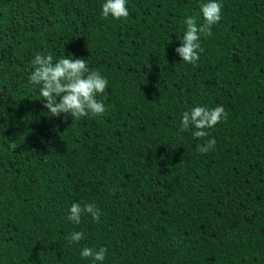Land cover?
Instances as JSON below:
<instances>
[{
	"label": "trees",
	"instance_id": "1",
	"mask_svg": "<svg viewBox=\"0 0 264 264\" xmlns=\"http://www.w3.org/2000/svg\"><path fill=\"white\" fill-rule=\"evenodd\" d=\"M104 2L0 0V264H93L84 247L103 264H264V0H219L195 67L175 49L206 0H127L126 20ZM37 53L100 71L105 113L52 116L28 84ZM217 105L201 154L182 114ZM73 203L100 222L67 220Z\"/></svg>",
	"mask_w": 264,
	"mask_h": 264
},
{
	"label": "clouds",
	"instance_id": "2",
	"mask_svg": "<svg viewBox=\"0 0 264 264\" xmlns=\"http://www.w3.org/2000/svg\"><path fill=\"white\" fill-rule=\"evenodd\" d=\"M127 0H105L102 4V17L109 16L114 19L126 20L129 17ZM202 15L203 23H198V16ZM223 17V4L219 0H206L200 4V12L186 17L182 43L175 49L182 61L197 66L200 54L203 52L201 36H211L212 28ZM31 71L28 75V84L38 88L41 99L45 102L44 108L59 117L71 116L79 120L83 117L101 116L107 110L106 105L97 97L104 94L108 88V79L98 70L88 66L85 58H72L62 56L59 59L53 54L37 53L30 62ZM227 111L222 105L215 108L195 106L190 111H185L181 119V131L192 130L194 138L202 139L204 144L197 146V151L206 154L215 149L216 140L207 139V129L214 128L222 120L227 119ZM9 147L15 150L17 145L10 142ZM90 215L96 223L100 222L101 210L93 203H73L69 209L67 220L80 224L82 217ZM84 238V233L74 231L67 237L70 243H79ZM107 248L99 249L84 247L81 250L82 258H91L93 264H103Z\"/></svg>",
	"mask_w": 264,
	"mask_h": 264
}]
</instances>
